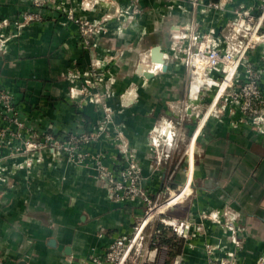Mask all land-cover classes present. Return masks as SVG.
Instances as JSON below:
<instances>
[{"label": "crops", "instance_id": "crops-1", "mask_svg": "<svg viewBox=\"0 0 264 264\" xmlns=\"http://www.w3.org/2000/svg\"><path fill=\"white\" fill-rule=\"evenodd\" d=\"M46 1L34 9L28 0H0V93L12 96L37 142L47 134L62 139L87 133L95 140L81 144L73 159L49 146L21 157H6L8 149L0 148L2 264H93L117 238L132 235L147 205L139 198L115 201L101 171L122 161L121 144L140 164L149 196L170 195L166 204L184 198L179 209L187 208L180 219L186 232L182 253L171 260L151 222L146 264H264V125L259 130L247 124L240 111L238 126L230 119L199 125L190 141L189 174L180 169L181 160L176 174L168 155L172 146L162 153L153 143L155 132L171 135L173 125L178 138L182 101L187 95L197 99L192 81L190 88L186 83L188 57L200 48L231 50L229 42L247 33L243 20L241 33L233 29L240 20L235 10L257 18L264 0H203L196 7L191 0ZM66 11L102 24L89 48ZM28 12L41 17L27 21ZM243 44L238 39L235 50ZM156 47L164 53L165 72L152 60ZM92 71L100 73V82L87 76ZM87 78L96 86L86 96L81 90ZM192 111L186 108V114ZM14 143L12 148L20 146ZM217 210L238 215L236 232L203 217Z\"/></svg>", "mask_w": 264, "mask_h": 264}, {"label": "built area", "instance_id": "built-area-1", "mask_svg": "<svg viewBox=\"0 0 264 264\" xmlns=\"http://www.w3.org/2000/svg\"><path fill=\"white\" fill-rule=\"evenodd\" d=\"M31 3V6L36 8H41L45 6L46 0H28ZM193 5L198 6L203 0H191ZM95 3H109L112 2V0H94ZM210 6H213L215 8H219L217 4H211ZM59 9H63V7L59 6ZM137 9V8H136ZM139 10H133V12L136 14ZM67 16L73 20L77 26L79 27V31L81 36L83 37L82 46L85 48H89L91 45L90 39L92 36H95L100 33V31L103 29L102 24L97 21H91L84 18H78L74 15L72 11H66ZM236 15L240 20H243L244 22L251 21L252 16L251 13L246 12L245 10H235ZM251 16V17H250ZM41 15L39 12H28L24 15V19L27 21L32 20H38L40 19ZM258 25L255 29V34L258 33L260 26L262 25L264 21V12L261 14V16L257 19ZM247 35V34H246ZM261 37L260 35H258ZM248 37V35L246 36ZM247 39V38H246ZM241 49H237L236 51L244 50L246 51L249 48V44L245 43L241 47ZM243 48V49H242ZM234 52L232 50L227 51V55L221 56L218 50L215 48H200L196 52L191 54V65L195 68V60L198 58H202L207 61L208 68L214 67L220 62L223 64H226L225 72L227 73L226 81L229 79L231 80L233 77V73L238 68V65L234 62L235 58L233 57ZM231 69H233V73L230 76ZM193 72V71H192ZM192 72H191V79H192ZM87 76H94L95 80L99 81V78H102L100 73L97 72H90L86 73ZM207 75L209 76L208 72ZM212 79V78H211ZM85 83V87L82 88L81 93L84 95H90L91 89L89 88L91 85L96 86L91 81V78H87ZM214 81V79H212ZM214 84L215 81H214ZM80 91V89H78ZM77 90H72L73 94H78ZM259 93V92H258ZM102 97V96H99ZM263 102V96L255 95V98H250L249 100L244 101L243 107L241 108V112L244 119V122L247 124L252 125L250 122H248V116H252L253 114L256 115L254 118V123L256 128H260L263 126L262 123L264 122V112H258V109H254V106H257L258 104L262 105ZM106 110H109V108H106ZM258 114H260L258 116ZM20 112L15 106V102L13 101L12 96L7 92L0 93V118L3 122V127L0 129V137H5L7 133L13 134V138L15 139V142L17 140L20 141V146L25 144V148L27 149V152L30 153H37L45 150L46 146H49L48 149H51L55 152L64 154L69 156V158H74L76 156V153L79 146L83 143H91L94 142V136L89 135L87 133L83 134H77V135H71L69 137H63L62 139H57L51 134L45 135L46 141L44 143L37 142V133H35L34 130H30L27 126V123L24 122L20 118ZM25 135H29L30 140L29 142H24ZM0 142V148H1ZM153 143L155 145H159V140L157 138H153ZM15 144V143H14ZM8 145H11V142L8 143ZM121 153L123 154L122 161L118 163L116 167H114L111 170L106 169L104 166H101L102 171V177L108 182L109 186V192L111 194V197L118 202H124V201H130L133 199H142L143 203L147 205V211L145 213V216L138 221L133 229V233L129 237H120L117 238L109 247L106 254L102 257H93L92 263L93 264H138L139 260H142V264H146L148 262V255L149 251H144V240L147 238V228L151 223V219L157 212H162L163 209L168 207L170 204H166L167 201L161 205L160 208H158L153 214L150 213L152 211L151 205L153 203V198L149 196L147 191L143 187V176H142V170L140 167V164L135 159L133 155L129 154V149L126 144H121ZM86 155V154H85ZM83 154H78L79 157H84ZM87 156V155H86ZM79 159V158H78ZM156 206V205H155ZM166 223V222H165ZM167 226H172L175 229L176 233H180V235H184L185 230L183 229L182 225L178 226L176 225V222H168L166 223ZM229 228L236 232L237 226L236 224L230 225ZM156 233L158 234L159 231L156 230ZM0 264H2L0 260ZM221 264H237L234 260H228V261H222Z\"/></svg>", "mask_w": 264, "mask_h": 264}, {"label": "rangeland", "instance_id": "rangeland-1", "mask_svg": "<svg viewBox=\"0 0 264 264\" xmlns=\"http://www.w3.org/2000/svg\"><path fill=\"white\" fill-rule=\"evenodd\" d=\"M253 15V14H251ZM251 17V16H250ZM258 16L257 18L255 15L252 16L251 21L243 22L244 26L247 27V35H245V38H241L239 35L235 36L232 41L229 42L231 45V50L234 52V58L235 63L238 65V68L233 73L232 79L226 81L227 73L225 72L226 64L220 62L214 67L207 68V72L209 74V77L214 79L216 85L215 86H204L202 91L198 93V97L194 101H190L188 99V95L184 97L182 104L180 107L182 112L181 122H179V137L177 138L176 133V126L173 125L171 128L174 133H171V135H161L160 133L155 132V137L159 140L160 144V152L164 153V149L171 147L170 151L168 152V155H170V162L175 163V166L177 165L179 174V161L181 160L180 169H184L185 174H189V146L190 141L193 139L195 131L199 125L207 126L213 121L216 122H228L230 119L233 124L236 126L239 125V122H241V118H238L239 116H236V113L238 111L241 112V108L243 107V103L246 100H249L250 98H255V95L263 96V102L262 105L258 104L257 106H254V109H258V112H264V88H262L261 84L263 83L262 80H264V21L262 25L260 26V29L257 34H255V29L258 25ZM238 23H241V20L236 21L234 23L233 29L237 33H241V28L238 27ZM236 25V26H235ZM246 30V29H245ZM242 34H245L242 32ZM260 35L261 37H259ZM247 38V39H246ZM242 39V41L249 44V48L244 51H236L234 44L237 42V40ZM228 46V44H227ZM216 47V46H215ZM229 47V46H228ZM214 48V47H213ZM225 47H223L224 49ZM219 51L221 56L227 55L226 50H219L217 47L215 48ZM227 49V48H226ZM237 49V48H236ZM241 49V48H238ZM243 49V48H242ZM259 49H262L261 54H258ZM189 56V54L187 55ZM262 60V65L259 63V60ZM191 56L188 57V64L187 70H186V83L188 87L190 88V82H191V72L194 70V67L191 65ZM224 86V88H223ZM223 88V90H222ZM188 90H185L184 94H187ZM259 92V93H258ZM186 98V100H185ZM190 106L192 111V114H186V108ZM230 111L232 115H226V112ZM211 112V113H210ZM242 113V112H241ZM210 114V115H207ZM258 114V116L260 115ZM264 115V114H263ZM256 117L255 114L252 116H248V122H250L254 127L258 126L255 125L254 118ZM243 118V117H242ZM228 119V120H227ZM245 119V118H243ZM226 120V121H225ZM264 125V122L259 123ZM188 126V127H187ZM183 128V130H181ZM1 129V128H0ZM15 134V133H13ZM13 134L7 133L5 137H0L1 147H5L6 150L8 149V152L10 153L8 156H28L30 152H27V149L25 148V144L21 146L11 147L16 138H13ZM172 136V137H171ZM24 142H29L30 137L29 135H25L23 138ZM11 142V145H8V143ZM4 151V149H2ZM174 174V176L176 175ZM187 177V175H186ZM187 179V178H186ZM186 180L182 184V188L185 184ZM179 187V184H177ZM177 188L174 193H180L181 189ZM171 196L166 195L163 197V195L159 196V198H156L153 200V203L151 205L152 211L150 213H154L158 208L161 207L162 204H164ZM194 199L193 195L189 197L187 200V205L190 204L191 200ZM185 200L184 198L180 199L179 201L170 204L168 207L163 209L162 212H157L153 218L151 219V226L156 228L158 224H164L166 226V223L168 222H174L172 218H170L171 215H177L179 225L181 224V218L185 216L187 208L183 207L179 209V204ZM156 205V206H155ZM186 206V205H185ZM177 207L178 209L174 210L173 213H170L171 208ZM187 207V206H186ZM169 210V211H168ZM152 213V214H153ZM214 213V214H213ZM172 217V216H171ZM203 217L206 219H210L215 223L221 224L222 222L223 227L225 228V232H227V228L230 225H233V222L239 221L238 215L234 212L230 211H223V210H217V212H212L209 214H203ZM177 221V220H176ZM166 222V223H165ZM178 225V224H176ZM178 225V226H179ZM149 228V229H148ZM147 228V233H150V227ZM170 228V227H169ZM189 229V228H188ZM174 232L173 230H171ZM188 231V230H187ZM236 231V230H235ZM229 259L224 260L228 261ZM216 264V263H215ZM218 264H221L218 263Z\"/></svg>", "mask_w": 264, "mask_h": 264}, {"label": "trees", "instance_id": "trees-1", "mask_svg": "<svg viewBox=\"0 0 264 264\" xmlns=\"http://www.w3.org/2000/svg\"><path fill=\"white\" fill-rule=\"evenodd\" d=\"M157 230L159 231L158 233L159 238L157 242L161 244H165L171 249V251L169 252V258L172 260L176 256L180 255L183 251L185 238L182 235H177L175 232H172L171 229H169L162 223L157 225ZM171 260L167 261L166 264H171Z\"/></svg>", "mask_w": 264, "mask_h": 264}, {"label": "bare ground", "instance_id": "bare-ground-1", "mask_svg": "<svg viewBox=\"0 0 264 264\" xmlns=\"http://www.w3.org/2000/svg\"><path fill=\"white\" fill-rule=\"evenodd\" d=\"M208 63L206 60L201 57L195 60V68L192 72V89L191 96L193 99L198 97V93L204 86H213L212 79L207 75ZM233 73V69H231L230 76Z\"/></svg>", "mask_w": 264, "mask_h": 264}, {"label": "water", "instance_id": "water-1", "mask_svg": "<svg viewBox=\"0 0 264 264\" xmlns=\"http://www.w3.org/2000/svg\"><path fill=\"white\" fill-rule=\"evenodd\" d=\"M164 53L161 52L160 48L159 47H156L153 49V52H152V60L155 64H161L162 65V70L165 72L167 70V63L166 61L164 60ZM146 76H150L152 77L153 74L152 73H146ZM66 251L69 252V249H67ZM20 264H25V262H20Z\"/></svg>", "mask_w": 264, "mask_h": 264}]
</instances>
